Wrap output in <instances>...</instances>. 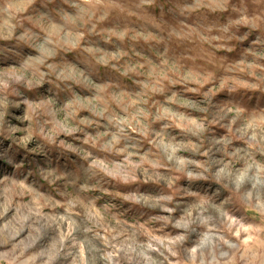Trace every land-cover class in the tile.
Instances as JSON below:
<instances>
[{"label":"rangeland","instance_id":"1","mask_svg":"<svg viewBox=\"0 0 264 264\" xmlns=\"http://www.w3.org/2000/svg\"><path fill=\"white\" fill-rule=\"evenodd\" d=\"M242 2L0 0V73L40 79L0 86V264H264V18L213 39Z\"/></svg>","mask_w":264,"mask_h":264},{"label":"clouds","instance_id":"2","mask_svg":"<svg viewBox=\"0 0 264 264\" xmlns=\"http://www.w3.org/2000/svg\"><path fill=\"white\" fill-rule=\"evenodd\" d=\"M207 7H211L213 5H204ZM215 7H219V8H228L230 7V5L227 2L224 3H220L217 5H214ZM12 5L11 4H6L3 8L2 11L8 15L9 17H11V9H12ZM194 7H201V5L197 4L194 5ZM255 8L256 12L259 14V16L261 18H264V0H253V3L249 4L247 3V0H244V2H242L238 8H235L233 10V14L237 15L239 17H243L244 19H238L236 21H232L231 19L229 20V22L221 29V36L213 38V39H223L225 41L231 40L233 39L234 36V29H237L239 27V25L241 24H247L249 27H255V17L253 16L252 13V9ZM10 32L11 30H9V35H6L4 38L8 39L10 36ZM240 40H244L246 39L245 36H241L239 37ZM211 43V39L209 41ZM261 44L264 45V39L261 40ZM22 67H28L27 65L22 66ZM85 79H87V77H85ZM27 84L29 86H34V84H38L40 83V79L37 78L36 73L33 72L30 76L24 75L22 73V70H17V69H13L9 72H4V73H0V86H2L5 90L9 89L10 87H12L13 85H24ZM13 91L15 92V89L13 88ZM0 104H3L4 107H7V96L3 97L2 99H0ZM17 107H19V105H16ZM186 107L189 108H198V105L194 104V103H188L185 105ZM200 111H206L207 109H199ZM229 113H235V115L233 116V120L235 121V119L239 118L241 113H239L234 107L233 108H229L227 106L220 108L218 110V113L216 116L213 117V119H216L217 121L224 119L226 116L229 115ZM97 115H103V111H98L96 113ZM189 127L187 128V131L190 132L192 135L200 137L205 131H206V122H199V121H190L189 122ZM68 134H72L74 132L80 131V129L76 126H72V125H68L65 129H64ZM13 132L17 131V129H12ZM250 143L252 144H257V145H264V131L261 132L259 139L255 138V137H251L249 140ZM184 147L183 145H178L177 148H182ZM177 148L173 149V152H175L177 150ZM193 150L195 151H199L200 150V146L196 145L194 146ZM257 150H264V149H260L257 148ZM90 155V154H89ZM167 159L170 161L172 160V156H167ZM181 164H188L190 163L189 161H180ZM208 169L205 168L204 173H207ZM185 174L190 178H201L202 175H204L203 173H193L191 171H186L185 170ZM107 175L112 176L113 178H118L121 179L125 182H127L128 180L133 178V175L131 172L129 171H124L122 173H115V172H108ZM224 180L226 182L231 183L230 178L229 177H225ZM179 194L174 193L172 195H165L163 197H160V200L165 202V204H161V207H165L166 209V204L167 203H171L173 201V197L174 195ZM136 203H144L143 200L141 199H136L135 201ZM208 207H213V205L211 204V202H206ZM176 227H183V226H187V222H185L184 225H180L177 224L175 225ZM180 239V238H178Z\"/></svg>","mask_w":264,"mask_h":264}]
</instances>
